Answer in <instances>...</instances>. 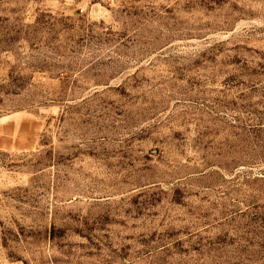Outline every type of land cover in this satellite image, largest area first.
Here are the masks:
<instances>
[{
	"label": "rangeland",
	"instance_id": "rangeland-1",
	"mask_svg": "<svg viewBox=\"0 0 264 264\" xmlns=\"http://www.w3.org/2000/svg\"><path fill=\"white\" fill-rule=\"evenodd\" d=\"M0 264H264V0H0Z\"/></svg>",
	"mask_w": 264,
	"mask_h": 264
}]
</instances>
